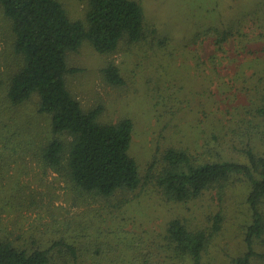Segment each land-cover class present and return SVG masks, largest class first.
Returning <instances> with one entry per match:
<instances>
[{"label":"rangeland","instance_id":"rangeland-1","mask_svg":"<svg viewBox=\"0 0 264 264\" xmlns=\"http://www.w3.org/2000/svg\"><path fill=\"white\" fill-rule=\"evenodd\" d=\"M59 1L71 19L85 20L88 0ZM133 1L154 33L142 43H122L108 55L83 42L68 57L69 67L76 71L68 75L67 85L85 111L100 108V122L133 121L129 153L144 185L127 193L130 202L120 209L110 208L116 200L95 202L78 196L65 174L47 168L40 159L51 131L48 117L37 113V98L3 111L1 88V225L6 233L26 239L32 234L41 243L65 236L70 242L78 239L90 251L103 245L102 254L118 246L127 258L131 252L125 243L144 240L146 247L161 241L172 217L203 229L221 212L222 229L202 264H228L246 251L245 226L250 221L246 185L233 184L221 201L214 191H207L187 204L168 203L159 195L149 165L170 147L202 151L210 125L225 141L224 157L245 162L241 151L245 140L264 155V120L253 118L251 111L259 103L256 88L264 87V0ZM227 30L231 35L218 48L216 33ZM12 41L0 13V78L5 84L18 66ZM109 63L118 66L122 86L104 80L103 69ZM236 129L237 135L232 133ZM254 247L264 253V242L256 241Z\"/></svg>","mask_w":264,"mask_h":264},{"label":"trees","instance_id":"trees-1","mask_svg":"<svg viewBox=\"0 0 264 264\" xmlns=\"http://www.w3.org/2000/svg\"><path fill=\"white\" fill-rule=\"evenodd\" d=\"M0 13L8 22L13 52L18 56L17 70L6 84L0 78L6 100L3 111H12L36 97L37 113L48 117L51 131V139L40 149L42 163L65 174L81 198L116 200L111 209L124 207L130 202L126 194L145 183L129 153L133 121L124 118L102 123L100 108L85 111L67 85L68 75L76 71L69 67L68 57L85 41L97 53L108 55L122 43L134 45L147 40L154 29L146 26L141 6L133 0H88L85 20L81 21L71 19L59 0H0ZM230 35L229 30L217 31L214 42L218 48ZM103 77L112 86L124 84L113 63L103 69ZM256 94L259 103L251 110L252 115L264 120V87L256 88ZM210 127L202 151L167 148L150 163V175L162 199L177 204L195 201L207 191H214L221 201L230 186L245 184L250 212L244 235L246 251L228 264L264 263V253L254 247L256 241L264 242V155L245 140L241 149L245 162L224 157L221 147L225 141H220L217 127ZM237 131L232 133L237 135ZM223 220V214L217 213L202 229L191 227L184 218L172 217L161 241L146 247L144 240L125 243L124 248L131 252L125 258L118 246H110L102 254L103 245L90 251L88 246L79 245L78 239L70 242L65 236L50 237L42 243L32 234L28 239L13 236L11 231H4L0 219V264H202Z\"/></svg>","mask_w":264,"mask_h":264}]
</instances>
